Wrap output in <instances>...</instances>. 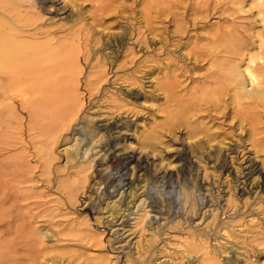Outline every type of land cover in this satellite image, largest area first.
<instances>
[{
  "label": "rangeland",
  "instance_id": "rangeland-1",
  "mask_svg": "<svg viewBox=\"0 0 264 264\" xmlns=\"http://www.w3.org/2000/svg\"><path fill=\"white\" fill-rule=\"evenodd\" d=\"M152 1L0 0V43L12 54L14 76L7 85L0 77V175L24 179L29 197L0 213L8 215L0 225V264H264V105L244 108L238 101L239 91L264 92V85L248 83L246 72L251 58L264 70V0H171L158 17ZM88 28L101 42L135 29V43L127 39L135 53L151 54L135 83L121 76L88 94L92 57L84 59L80 34ZM142 31L147 47L136 40ZM227 44L229 93L210 89L195 97L218 57L190 51L205 45L221 57ZM109 67L104 72L113 75ZM26 80L36 89L48 80L61 90L54 98L13 93ZM62 98L82 106L52 124ZM242 111L254 112L255 120L246 121ZM80 120L91 142L82 161L72 158L82 146L74 131ZM116 120L123 124L122 151L149 163L148 174L128 166L136 183L127 190L133 213L126 227L117 211L126 193L118 186L121 162L94 160L107 138L96 124ZM224 162L231 171L221 168ZM251 162L262 172L245 177ZM110 208H117L114 216Z\"/></svg>",
  "mask_w": 264,
  "mask_h": 264
},
{
  "label": "bare ground",
  "instance_id": "bare-ground-1",
  "mask_svg": "<svg viewBox=\"0 0 264 264\" xmlns=\"http://www.w3.org/2000/svg\"><path fill=\"white\" fill-rule=\"evenodd\" d=\"M170 3H174L171 0H153L152 1V7L154 15L158 17V14L161 12H166L164 6L169 5ZM150 7H151V3ZM206 18V17H202ZM187 19V22L190 23V21ZM198 17H194L191 22H194L196 24V20ZM199 21V20H198ZM187 22L182 26V28L179 29V32H185L183 30H186L187 28ZM81 34L82 37V44H83V57L84 59H88L89 57H92L90 61V71L86 75V86L88 90V94L92 97V95H95V92H98L102 89H104V84L108 81H114V79H118L119 77L123 76V81L126 83L128 82L130 85L135 83L136 74L138 75L139 70L138 67L144 63H146L147 57L150 54L149 50L143 51L142 49L139 50V53H135V48H133L131 45L133 43H130L127 39H131L135 43V29H133L130 32H127L126 30H122L121 32H118L117 34L111 33V36H109L107 41H94L93 38V31L91 28H88V30L83 31ZM130 38H129V37ZM226 41L229 42V34H225ZM147 39H149V34H146L145 32H139L136 34V40L138 41V45L143 44L145 47H147ZM225 39V38H224ZM223 39V40H224ZM95 42L94 44L92 42ZM181 42L178 44L180 45ZM229 44L226 45V47L218 52V53H225L221 57H219V54H216L217 51L211 50L210 48H207L205 45H200L196 48H193L190 52L193 56H197L199 58H212L215 56L218 57V60L212 64L213 69L208 73L207 78L205 79V85L206 87H202L199 89L195 97H201L204 95V93L210 89H214L217 91L218 94L226 93V91L230 90V80L232 77L231 74V66H232V52L230 49ZM135 46V45H134ZM143 47V46H142ZM198 50V52H196ZM141 52V53H140ZM152 55H158V53H155L153 50H151ZM154 52V54H153ZM164 52L166 54H170V50L165 47ZM11 53L9 52V49L7 48V44H1L0 43V69H6V72L4 75H1L0 71V77H3V82L8 84L9 81L14 80L13 73H11V69L8 68L9 58L11 57ZM105 60L109 63H105ZM121 60V61H120ZM120 61V62H119ZM251 63H256L254 58L250 59ZM248 63V67L246 69L247 72V78L248 83L254 86L255 88H259L260 86L264 85V70H260L258 66H252L251 63ZM107 66H110L109 69L112 68L113 75H108V73H105V68ZM116 70L114 71L113 68L116 67ZM177 70L184 71V67L180 65L179 67H176ZM121 69V71H120ZM145 74H147L148 70L144 68ZM145 74L143 73L144 77ZM173 79L171 82L172 88L180 87L181 84L178 82L179 79L177 78V73L174 72L172 74ZM1 79V78H0ZM57 83L62 84L63 80L57 79ZM224 83V87L222 84ZM26 86L22 88L17 89H11L13 93H19L22 94L25 93H32L37 91L38 94L47 97H53L58 96L61 88L54 87L50 84L48 80L44 81L45 87L44 88H38L36 89L35 85L32 84L30 81L26 80ZM180 84V85H179ZM242 85V84H241ZM244 85V84H243ZM11 86V85H10ZM56 88V89H55ZM242 89V86L239 88ZM95 90V92H94ZM4 91V90H3ZM132 98H135L137 92L133 90L132 88L127 90ZM20 94V93H19ZM240 96L238 97L239 103L246 108L245 104H251V103H260L261 101L264 105V92L259 95L257 90H255V93H252L250 91L241 92L239 91ZM245 99H249L250 102L245 101ZM253 99H256V101H253ZM259 100V101H258ZM82 104L75 103L74 105H69L65 98H62L61 101H55L54 103V110H53V119L50 118V122L52 124H57L61 117L65 115L72 116L73 109H77L78 107H81ZM264 108V106H263ZM242 115H246L245 120L249 123H252L255 120V113L251 112V114L244 113L242 111ZM77 116V115H76ZM82 121L80 120L75 125V134L79 135V144L81 146L80 150L76 151L75 153L72 152V158L74 160H84L83 156H86L87 153L90 152L89 150V144L91 143L86 129L82 126ZM122 123L120 120L112 121L110 123H97L96 128L99 130H103L104 134L107 136L106 140H103L98 147L99 150L97 151V156L94 158L96 161L95 163H103L107 160H120L121 164L116 169L117 172L121 173L118 186L120 188H124L126 193L122 196L123 199L119 201L117 204V208H110L108 211L110 212L111 216H114L115 210L122 212V216L125 217V219L122 222L123 226L129 225V217L130 214L133 213V209L131 207L132 199H130L129 195H127V190L130 189L133 190V186L136 183L135 180L129 179L128 175V166L132 163L136 165L139 172L143 171L144 174H148L149 172V163L146 159L143 157H137L135 153H127L123 152L122 148L119 146L121 143V128ZM85 158V157H84ZM81 160V161H82ZM221 168L227 169L231 171V168L227 166V164L224 162L221 164ZM247 172H245V177L251 175L253 172H262L254 163H250L248 167H246ZM114 173L111 172V174L108 175L112 176ZM1 178H7L4 179V181H1ZM28 182V180H26ZM22 183H25L24 179L20 178L19 176H6V175H0V213L4 212L3 208L8 203L13 204H19L20 200H25L29 197H26L25 194V188L22 185ZM121 190V189H118ZM123 191V192H124ZM152 204V203H151ZM149 205L152 207V210L154 212H158L155 210L154 206ZM129 213H125V212ZM119 212V213H120ZM147 213V212H146ZM11 215V214H10ZM8 216V215H7ZM6 216V217H7ZM6 217L4 219L0 218V225L3 223H6ZM149 218V217H148ZM151 220H157L158 216L155 214L154 216L150 217ZM138 221V219H137ZM109 222V220H108ZM139 222L136 223V226L138 227ZM51 231V230H50ZM47 236H51V233H45ZM114 236L117 238L120 237L119 231L114 233ZM123 236V234H121ZM37 259V257H33L32 260Z\"/></svg>",
  "mask_w": 264,
  "mask_h": 264
}]
</instances>
